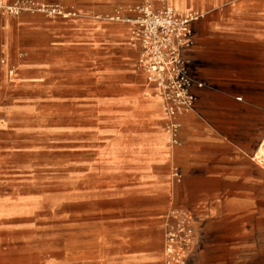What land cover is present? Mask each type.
<instances>
[{
  "label": "crops",
  "instance_id": "obj_1",
  "mask_svg": "<svg viewBox=\"0 0 264 264\" xmlns=\"http://www.w3.org/2000/svg\"><path fill=\"white\" fill-rule=\"evenodd\" d=\"M172 1L184 3V14L170 3L179 18L205 14L192 25L194 45L185 52L191 76L203 86L193 89L195 110L178 117V145L169 144L164 103L147 97L154 87L142 73L122 86L110 85L114 78L104 72L94 85L81 83L92 97L87 111L77 100H35L38 108L63 110L38 116L45 122L66 111L71 125L96 124V135L108 128L120 164L106 169L117 187L128 186L148 202L141 218L110 227L101 223L90 236L84 232L62 247V262L39 264H163L174 207L194 216L195 247L208 256L206 262L193 254L185 264H264V167L254 160L264 139V0ZM16 60L7 47L0 53V86L12 70L17 76L25 67V57ZM174 169L182 175L176 187ZM236 248L239 261L222 259Z\"/></svg>",
  "mask_w": 264,
  "mask_h": 264
},
{
  "label": "rangeland",
  "instance_id": "obj_2",
  "mask_svg": "<svg viewBox=\"0 0 264 264\" xmlns=\"http://www.w3.org/2000/svg\"><path fill=\"white\" fill-rule=\"evenodd\" d=\"M170 1L178 13H186L183 2ZM147 6L156 12L171 8L166 0H6L3 7L0 2V53L7 47L13 63L25 57L20 75L12 70L0 86V264L60 263L62 247L84 232L90 236L101 223L120 225L145 211L147 200L129 193L128 186L117 187L106 169L120 164L109 129L96 135V124L71 125L66 111L65 117L45 122L38 116L63 110L48 104L38 108L35 100H77L87 111L92 97L81 87L96 84L99 72L114 78V86L141 73L148 82L140 43L126 22ZM204 16L196 15L193 24ZM171 180L176 187L173 172ZM183 211L171 209L167 227ZM196 242L197 236L190 256L207 262V252ZM225 258L239 261L238 248Z\"/></svg>",
  "mask_w": 264,
  "mask_h": 264
},
{
  "label": "built area",
  "instance_id": "obj_3",
  "mask_svg": "<svg viewBox=\"0 0 264 264\" xmlns=\"http://www.w3.org/2000/svg\"><path fill=\"white\" fill-rule=\"evenodd\" d=\"M198 17L179 18L172 8L156 12L144 7L135 19H128L141 46V59L148 82L154 86L153 94L162 97L166 117V136L172 146L179 144L181 128L178 117L193 112L197 97L194 87L202 88L191 76L190 61L185 52L194 45L192 24ZM112 20H120V17ZM264 139L254 160L264 167ZM177 183L182 175L173 170ZM165 244V264H185L195 241V219L189 211L172 216Z\"/></svg>",
  "mask_w": 264,
  "mask_h": 264
},
{
  "label": "bare ground",
  "instance_id": "obj_4",
  "mask_svg": "<svg viewBox=\"0 0 264 264\" xmlns=\"http://www.w3.org/2000/svg\"><path fill=\"white\" fill-rule=\"evenodd\" d=\"M6 0H1L0 2H1V6L3 7L4 6V2H5ZM167 1V3L171 6V8L173 9V11H174V8H173V6L170 4L171 3V1L170 0H166ZM10 9V8H9ZM175 12V11H174ZM176 14V13H175ZM200 13H198V12H192V13H189L188 15H187V17H190V16H192V17H195L196 15H199ZM66 16H67V14H65ZM147 97H154V98H156V99H158V100H161L162 101V97L161 96H159V95H155V94H153V93H151V94H147ZM261 153H263L264 151H263V148L261 149V151H260Z\"/></svg>",
  "mask_w": 264,
  "mask_h": 264
}]
</instances>
